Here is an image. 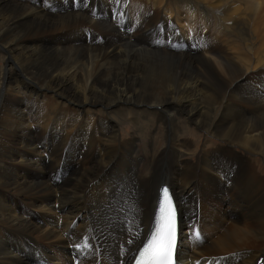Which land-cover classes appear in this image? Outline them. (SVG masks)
<instances>
[{
  "label": "bare ground",
  "instance_id": "obj_1",
  "mask_svg": "<svg viewBox=\"0 0 264 264\" xmlns=\"http://www.w3.org/2000/svg\"><path fill=\"white\" fill-rule=\"evenodd\" d=\"M53 1L0 0V45L6 50L0 51V264H131L149 233L163 183L178 199L181 264H264V167L235 150L264 160V99L251 111L250 91H238L248 78L249 53L258 61L260 51L247 37L246 51L229 53L176 55L155 43L158 29L168 49L170 35L185 37L178 23L183 29L197 16L223 28L233 20L242 36L254 33L264 41V0H167L166 23L147 29L150 40L123 37L111 48L89 45L78 33L107 28L118 15L124 24L148 27L154 19L147 13L159 10L160 0L134 1L130 13L123 0L112 3L119 10L115 18L105 13L112 9L107 0H84L81 12L66 13L63 0ZM227 79H239L240 87ZM156 106L160 111L152 110ZM144 113L158 119L156 130L164 136L166 129L168 142L161 152L154 149L146 173L158 177L168 157L173 177L141 193L140 158L134 157L139 140L124 139L121 125L142 124ZM180 119L225 145L208 140L195 161L182 159L196 144L180 136ZM122 183L123 189L136 184L134 198L151 202L137 209L127 234L121 233L124 204H112ZM197 204L199 224L192 214ZM201 229L206 239L197 244L192 232Z\"/></svg>",
  "mask_w": 264,
  "mask_h": 264
},
{
  "label": "rangeland",
  "instance_id": "obj_2",
  "mask_svg": "<svg viewBox=\"0 0 264 264\" xmlns=\"http://www.w3.org/2000/svg\"><path fill=\"white\" fill-rule=\"evenodd\" d=\"M16 1L21 3V4H26L30 0H16ZM42 1H43V3H47L48 1L49 2H54L53 0H42ZM83 1L84 0H68V1L67 0H63V4L67 8L65 13L66 12H72V11L73 12H81V10H77V8H79L81 6ZM107 1L109 3H111L112 9L110 11H105V9H103V11H105V13H106V15L108 17H109V15L112 16V14L114 13L113 17L115 18L116 17L115 13L117 14V12H118V14H119V10H117L115 8L113 9V7L115 5H112V3L117 4L118 2H117V0H107ZM123 1L126 3L127 10L130 13L131 8L135 9L134 8L135 7L134 1H140V0H123ZM160 1H163V3H161ZM160 1H159V3L162 5V6L160 5L161 6L160 9H159L160 11L158 10V8H155V9H153V8L151 9L150 8L151 11L149 10V12L147 13V15H149L152 18V20L154 19V22L152 21L153 23L148 25V27L143 26L142 23H140V22H134L135 25L133 23L124 24L123 23V20H124L123 15H118V17L114 20L115 22L111 21L110 25L107 27L109 31L107 30V28H103L104 30L103 29H99V30L95 29L93 32H92V30L89 29V30H86V32L80 31L78 34H81V35L85 34L87 39L91 41V43L89 45L97 46V44H102L103 45L102 47L110 45L109 48L113 47V43L112 42H118L123 37H131V38L137 39V40H141L142 39L141 41L150 40L152 38V36H149V34L147 33V29L153 27L155 23H157L158 25H161V26H164L165 23H166L165 17H163V16H165V11H163V8L168 6L167 3H165L167 0H160ZM57 2H59V0ZM167 2H172L173 3L174 0H168ZM86 3L88 5H90L92 3V1H87ZM155 10H157V11H155ZM108 12H109V14H108ZM159 12H161L162 14L159 13ZM137 15H143V12L141 11ZM127 16H128V14H127ZM159 16H160V18H159ZM198 18H199V16H197L194 19L195 24H194V22H193V24L192 23L188 24L187 27H185L183 29H182V24L178 23L177 26L181 27L180 28L181 29V34H182V36H183V34H185V37H179V36H177L175 34L170 35V39H168L167 42L169 43V45H172V46L169 47L168 49L166 48V43H165V40H163V38H162V34L160 33V31L158 29H155V31H156L155 35L157 36V39L155 37V39H156L155 43L157 44L158 47L163 45L164 49H166L167 51L172 52V54H176V55H180V54L184 53L185 51H192V55H195L196 52H193V51H204V50L205 51H210L211 49H214V51H220V50L221 51H227V53H229V51H246V37H247L248 41L252 42L251 46L253 47V50L254 51H260V53L257 55V57L259 58L260 61L259 60L257 61L255 58H253L254 56L253 55L251 56V54L249 53L248 56L250 57V60H251L250 68H249L250 72L248 70V72H247L248 78L246 79V81L244 83H242L241 87H240V85L239 86L237 85V81L239 79L238 80L237 79H235V80L227 79L228 81L227 80L226 81L227 82H229L230 80L232 82L234 81L233 83L236 85L235 88L240 87V89H238L239 92H241V90H243V89L250 91L249 92L250 96L248 95V98L251 97V98H249L250 101H251L250 102V104H251L250 105V110L254 111L255 109L253 107V103H254V105H256V103L254 101H257L259 99H264V44L261 45L262 44L261 42H264V41L261 38H257L255 35H253L254 33H252L251 36H250L246 32L245 34L243 33L245 36L244 35L242 36V34L240 33L242 28H239L240 24H238V25L235 24L233 20H231V22H229V28H223V26H221L219 23H218L219 25L218 24L216 25L215 21H212V20L208 21L206 19L203 21V20L198 19ZM201 23L205 26V29H204V26ZM199 24H201V25H199ZM205 24H207V25H205ZM110 30H111V32H110ZM100 31H101V33H100ZM245 31H247V30H245ZM106 32H107V34H106ZM117 33H119V34H117ZM122 34H124V35H122ZM62 37H65V36H62ZM241 37H242V39H241ZM251 39H252V41H251ZM97 42H99V43H97ZM157 46H155L154 49H156ZM199 47H200V49H198ZM0 51H3V53H4L6 50H4L2 48V46L0 45ZM197 53H201V52H197ZM228 55H230V54H228ZM6 56L9 57V54L8 55L5 54V57ZM236 62L238 64H240L239 61H236ZM0 63L4 64L3 61H0ZM252 67H254V68H252ZM242 73H243V69H242L241 74ZM216 76H220V75L216 73ZM46 92H47V90H46ZM256 97H258V98H256ZM0 100H1V98H0ZM1 104H2V102L0 101V105ZM259 105H261V104H259ZM133 107L139 109V107L137 105H134ZM158 107L159 106L153 107L152 110L154 109L155 111H160L161 107H159V108ZM142 108H150V107L144 106ZM251 114L252 115L255 114L253 116L256 119L257 118H261L264 115L262 113L263 115H261L259 117L257 113H253L252 112ZM141 117H142V120H140V122H143L142 124H136V121H131V120L122 121L121 132L123 133L124 139L125 138H132L133 136H135L139 140L137 142L138 143V151L134 154V157H136V159L140 158L139 159V163H138L140 165V167H139V176H140V178L142 180H148V179L150 180V182H146V181L143 182L141 180V183H142V185H141V193H142L145 186L146 187L148 185L154 186L160 180L169 179V178L173 177V173L171 172V170L168 168V165H167L168 157H165L164 158V164L159 166L160 169L158 168V177H154L153 178L152 172L151 173H149V172L146 173L147 170L151 169L150 168L151 167L150 166L151 165V158H152V153H153L154 149H156L158 152H161L167 146L168 142L166 141V134H167L166 129H164V136H163V133H160V131L156 130V127H157V125L159 123L158 119H155L152 116L147 115L146 113H144L143 116H141ZM0 120H1V115H0ZM180 121L183 124V126L185 127L184 133L180 134V136H182V137L191 136V137H193L195 139V144H196V145H194L195 151L182 156V159L188 160V161H195L196 158L202 154V151H203L204 146H205L204 144L206 143L205 141H208V140L212 141V146L213 147L214 146L216 147L217 145H225V142H223L218 137H216V136H214V135H212V134H210L208 132H205L203 130H201V131L200 130L199 131L198 130H196V131L189 130V127L186 125L185 120L184 119H180ZM51 129L52 130H51L50 134H49V130H48L47 133L44 135V136L47 137V139H48V137L50 138V136L52 134V131H53V127ZM150 133H152V134H150ZM159 136H161L160 139H159ZM150 139H153V142H151ZM164 145H166V146L164 147ZM235 150L239 154H242V156H244V157H246L248 159L250 158L251 161H252V159L256 160V162L260 166L264 167V160L261 158V156L258 153H252V154H248L247 155L246 152L243 149L241 150V148H236ZM45 155H47L46 152H45ZM160 159L161 158H158V160H160ZM149 161H150V163H149ZM183 167H184V165H183ZM147 168H149V169H147ZM262 173L264 174V170L262 171ZM146 178H148V179H146ZM164 182H168V180H164ZM143 184H145V185H143ZM123 185L125 186L124 183H122L121 186H120V190L122 192H120V197L117 198L118 200L115 198L114 201H112L113 199L109 198V201L114 202V203L110 202V205L115 204L116 201L117 202L120 201L119 203H121V205H122V203L124 204V205H122V210H121V212H122V216H121V227H122L121 230L122 231H121V233L124 234L126 232V234H127V232L131 231L130 228H131V226L133 224V222H131V220L134 221V217L139 215V213L141 212L142 207L144 206V205L142 206L141 204L145 203V201L148 200L147 206L150 207V203L151 202H150V199H147V200H144V201H140V200L134 198V192L135 191H133V190H135V185L136 184L134 185L133 183H131L125 189H123L124 188ZM132 188H134V189H132ZM125 192L127 194H125ZM130 194H132V195H130ZM124 196H125V198H124ZM136 205H137L138 208L137 207L135 208ZM149 207H147L148 209H146V214L149 212V209H150ZM196 208L197 209H195V208L193 209V208L190 207L191 210L193 209L192 214L196 217L195 220L198 218L196 221L199 224L198 220H199L201 211L198 210V208L200 209L198 204L196 205ZM137 209L140 212L139 211L137 212ZM110 215H111V213H110ZM124 216H126V217H124ZM130 216H131V218H130ZM108 218H111V216H109ZM125 220H126V222H125ZM195 220H193V221H195ZM142 221H144V219H142ZM196 221H195V223H197ZM127 225H128V227H127ZM124 228H125V230H124ZM123 239L124 240L127 239L126 235H124V238H122V242L124 241ZM123 248L124 247L122 246L121 250ZM72 250H73V248H72Z\"/></svg>",
  "mask_w": 264,
  "mask_h": 264
},
{
  "label": "snow or ice",
  "instance_id": "obj_3",
  "mask_svg": "<svg viewBox=\"0 0 264 264\" xmlns=\"http://www.w3.org/2000/svg\"><path fill=\"white\" fill-rule=\"evenodd\" d=\"M225 178L227 179V176ZM177 215V206L169 190L165 188L158 203V212L152 229L142 246L137 249V254L133 255V264H181L182 241L178 230ZM139 235L140 233L137 231L136 238ZM192 239L197 244L203 243L206 238L202 229L193 231ZM128 243L132 244L133 240H129ZM83 246L88 247L89 241L85 240Z\"/></svg>",
  "mask_w": 264,
  "mask_h": 264
}]
</instances>
